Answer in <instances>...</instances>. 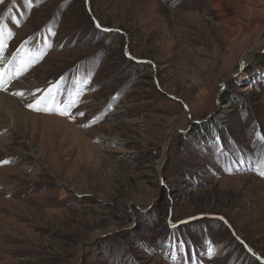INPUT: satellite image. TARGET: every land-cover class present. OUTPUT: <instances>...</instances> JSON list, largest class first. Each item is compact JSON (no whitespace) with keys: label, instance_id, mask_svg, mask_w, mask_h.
Masks as SVG:
<instances>
[{"label":"rangeland","instance_id":"rangeland-1","mask_svg":"<svg viewBox=\"0 0 264 264\" xmlns=\"http://www.w3.org/2000/svg\"><path fill=\"white\" fill-rule=\"evenodd\" d=\"M0 30L37 90L0 119V264H264V0H0Z\"/></svg>","mask_w":264,"mask_h":264},{"label":"bare ground","instance_id":"bare-ground-1","mask_svg":"<svg viewBox=\"0 0 264 264\" xmlns=\"http://www.w3.org/2000/svg\"><path fill=\"white\" fill-rule=\"evenodd\" d=\"M253 50H254V52H256V54L264 52V41L262 42V41L258 40L256 42L255 46L253 47ZM252 56H253L252 54L246 55L245 58L242 60V64H240V65H246L250 61V58ZM5 74L8 76V73H5ZM5 74L3 73V79L5 81V85H7L11 79H10V77H5ZM9 74H11V73H9ZM6 87L8 88L6 91L7 95L0 93V119H2L3 123H5L4 128L7 125V127L9 126L10 128H12V130H19L22 126L26 127V122L29 120V117L26 115L27 113L25 111V108H24L23 104L21 103L22 102L21 100H23V99H21V98L19 99V97L16 95V93H23V95H24V93L27 90L33 89L32 92L33 91L35 92L37 90H35L34 88L24 87L22 85H15V86L11 85L10 86L8 84ZM51 89H52V92L54 94L55 88H51ZM12 95H14V96H12ZM41 106H46V105L42 103ZM30 116H31V122H29V123H32V119H34L35 117L40 116L41 118H44L43 115H39V116L35 115L34 116V115L30 114ZM6 118H8V120H6ZM0 126H1V124H0ZM6 131H8V130H6ZM6 137H7V135H6ZM6 137L0 136V140L3 143L8 144L9 139L7 140ZM0 156H2V155L0 154ZM1 159H3V158H1ZM8 182L14 183V181L6 178V179L2 180L1 184H4L7 187H10L12 190H14L15 186L11 185L10 183H9L10 184L9 185Z\"/></svg>","mask_w":264,"mask_h":264},{"label":"snow or ice","instance_id":"snow-or-ice-1","mask_svg":"<svg viewBox=\"0 0 264 264\" xmlns=\"http://www.w3.org/2000/svg\"><path fill=\"white\" fill-rule=\"evenodd\" d=\"M97 27H100L99 24H97ZM106 31V29H105ZM9 35H11V33H9ZM2 36H3V32L2 30H0V50L3 49V44H2ZM31 55L29 54L27 58H22L20 61V65L19 67L16 69V76L18 77L19 75H21L25 69L31 64ZM5 81L3 79V72L0 71V88H3L5 91H7V89L4 87ZM59 90L57 89V92ZM16 95H23V93H16ZM45 104L46 106L42 109L41 108V104ZM75 102H68V103H61L59 101L56 100V96L55 94H53L52 89L49 88L47 90V93L44 96H41L40 98L35 100L34 104H29L28 107L33 108L36 111H40V110H44V111H58L61 115H68L70 116V111L69 109L71 108V106L74 104ZM79 115H84V113H79ZM9 161H0V163L6 164ZM262 175H264V173H261Z\"/></svg>","mask_w":264,"mask_h":264},{"label":"water","instance_id":"water-1","mask_svg":"<svg viewBox=\"0 0 264 264\" xmlns=\"http://www.w3.org/2000/svg\"><path fill=\"white\" fill-rule=\"evenodd\" d=\"M262 53H264V52H262ZM248 54H252V55H255L256 54V52H254V50H251V51H249L247 54H245V55H248ZM241 63V62H240Z\"/></svg>","mask_w":264,"mask_h":264},{"label":"trees","instance_id":"trees-1","mask_svg":"<svg viewBox=\"0 0 264 264\" xmlns=\"http://www.w3.org/2000/svg\"><path fill=\"white\" fill-rule=\"evenodd\" d=\"M262 66L264 67V62H262Z\"/></svg>","mask_w":264,"mask_h":264}]
</instances>
